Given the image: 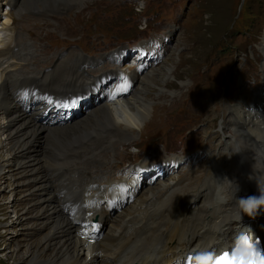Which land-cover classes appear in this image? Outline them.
<instances>
[{
    "label": "rangeland",
    "instance_id": "obj_1",
    "mask_svg": "<svg viewBox=\"0 0 264 264\" xmlns=\"http://www.w3.org/2000/svg\"><path fill=\"white\" fill-rule=\"evenodd\" d=\"M75 2L65 10L48 14L22 12L17 16L14 0H0V15L3 18L11 4L17 42L30 48L35 58L34 63L30 58L25 61H20L24 60L22 57L4 58L0 72L13 68V63L56 76L74 68L79 73L84 71L83 77L89 82L114 71L126 72L134 78L130 95L137 92L136 95L142 96L146 89L149 113L140 131L134 133L131 141L116 142L106 153L102 152L98 160L104 164L95 165L88 159L89 174L92 177L102 174L101 183L108 184L126 179L135 167H143L146 177L140 178L143 183L139 191L135 189L137 198L142 199L141 192L164 182L177 186L182 191L180 196L189 197L209 178L214 170L213 160L224 167L223 171L234 167L235 154L229 151L231 144L224 142L232 134L227 128L228 112L224 104H240L242 96L250 102L258 92H263L259 89L264 88V0ZM8 34L9 31L1 32L0 26V42ZM141 45L145 56L138 60ZM79 55L87 60L83 71L75 63ZM94 60H99L96 66ZM146 78L156 82L155 86L145 84ZM92 83H87L81 96L73 100L83 104L88 96L93 99L96 82ZM99 99L81 107V114H76L70 124L85 117L97 102L98 109L102 97ZM77 102L67 111L75 109ZM0 140L5 143L3 134ZM83 144L69 150L80 149ZM35 146L32 156L42 160L43 139L38 138ZM11 158L10 150L0 148V163ZM171 160H178V164L167 167L164 162ZM77 167L69 169L80 171L83 165ZM3 169L4 175L9 176L0 181V264H32L35 255L40 254L38 244L48 233V226L42 229L40 223L45 219L34 217L40 206L32 207L25 196L33 189L25 183L26 176L20 170ZM67 171L68 168L61 173ZM58 172L53 176L59 182L63 174ZM52 190L56 197L61 196L59 183L54 182ZM203 204L199 200L197 207ZM125 205L117 207V212ZM117 212H110L113 215L109 213L99 227L101 237L110 232ZM30 246L34 249L31 248L29 259L25 252Z\"/></svg>",
    "mask_w": 264,
    "mask_h": 264
},
{
    "label": "bare ground",
    "instance_id": "obj_2",
    "mask_svg": "<svg viewBox=\"0 0 264 264\" xmlns=\"http://www.w3.org/2000/svg\"><path fill=\"white\" fill-rule=\"evenodd\" d=\"M75 1L14 0V10L17 16L22 12L48 14L65 10ZM84 1L87 0H78L80 4ZM7 8L6 15L3 18L0 15V21L4 19L0 23L1 32L9 31L0 42V64L10 56L24 58L20 61L30 58L34 63L33 51L17 42L11 4ZM142 47L138 49V60L145 56ZM92 62L96 66L99 60ZM75 63L83 71L87 60L79 55ZM24 65L13 63V68L0 72V121L3 120L0 134L5 136L4 144L0 140V148L13 153V158L0 163V181L9 176L4 175V167L20 170L26 176L25 183L33 188L25 196L32 207L40 206L34 217L45 219L40 223L42 229L48 226V233L38 244L40 254L31 258L32 264H182L189 253L198 261L216 254L246 231L260 239L264 250V210L254 218L245 215L240 220L228 183L239 186L236 198L259 195L258 183L264 186V88L250 102L242 96L240 104H224L228 112L227 128L232 132L224 142L231 144L229 151L234 152L238 162L234 167L223 171L224 167L213 160L214 170L209 178L189 197L180 196L182 191L177 186L164 182L141 192L139 199L134 192L136 188L139 191L143 183L140 178L146 177V169L135 167L126 179L102 184V174L92 177L86 162L90 159L92 164H104L98 160L102 152H107L116 142L131 141L134 133L140 131L149 113L146 89L142 96L136 95L137 92L130 95L134 78L117 71L89 82L83 77L84 71L79 73L74 68L56 76L37 73L33 67L24 68ZM92 82H96L93 99L88 96L83 104L73 100ZM145 82L153 87L156 83L150 78ZM101 97L102 105L96 109L97 102L73 125L50 124L54 119L51 115L64 114L77 101L75 109L67 111L66 116H75L81 107L92 105ZM55 103L59 106L55 107ZM45 113L50 116L43 122L41 117ZM38 138L45 143L42 160L32 156ZM81 144L80 149L69 150ZM164 164L175 167L178 160ZM81 165L80 171L69 169ZM67 168V173H61ZM57 172L63 174L59 182L53 176ZM54 182L59 183L60 197L52 190ZM199 200L204 203L201 207H197ZM124 203L125 207L117 212V207ZM114 211L117 213L111 230L101 237L99 227ZM31 248L34 249L30 246L25 252L29 259Z\"/></svg>",
    "mask_w": 264,
    "mask_h": 264
},
{
    "label": "clouds",
    "instance_id": "obj_3",
    "mask_svg": "<svg viewBox=\"0 0 264 264\" xmlns=\"http://www.w3.org/2000/svg\"><path fill=\"white\" fill-rule=\"evenodd\" d=\"M230 187V196L235 201V207L237 208V215L241 220L243 216L255 217L261 210H264V186L258 183L259 195H250L246 197L236 198V193L239 191V186L228 182ZM252 237L248 241L251 244V249L245 248L242 245L243 251H237L239 245L233 247L231 252V264H264V252H262L258 245L255 243V236L252 232L249 233ZM253 252L255 258H253Z\"/></svg>",
    "mask_w": 264,
    "mask_h": 264
},
{
    "label": "snow or ice",
    "instance_id": "obj_4",
    "mask_svg": "<svg viewBox=\"0 0 264 264\" xmlns=\"http://www.w3.org/2000/svg\"><path fill=\"white\" fill-rule=\"evenodd\" d=\"M243 245L245 246V248H247L249 250L252 247L251 244L248 241V238L246 236L243 238ZM253 258H255V253L254 252H253ZM223 260L224 261H227L228 260V257L227 256L223 257ZM217 264H221V262L220 261H217Z\"/></svg>",
    "mask_w": 264,
    "mask_h": 264
}]
</instances>
